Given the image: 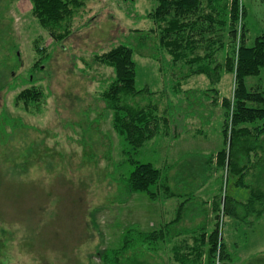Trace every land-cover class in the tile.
<instances>
[{
  "label": "rangeland",
  "instance_id": "obj_1",
  "mask_svg": "<svg viewBox=\"0 0 264 264\" xmlns=\"http://www.w3.org/2000/svg\"><path fill=\"white\" fill-rule=\"evenodd\" d=\"M81 1L69 33L55 39L32 13L31 0H0V264H105L101 257L110 256L108 264L113 257H130L129 264H219L218 249L209 259L210 245L200 239L166 243L173 224L155 244L140 237L175 207V229L187 232L192 214L198 213L194 223L205 222L212 199L221 205L223 192L247 199L235 177L215 166L224 113L211 104L210 92L200 95L211 86L209 79L182 78L188 65L169 67V56L163 59L157 46L161 27L151 16L158 0ZM238 1L251 45L264 32V0ZM118 44L132 48L135 86L152 93L145 102L152 101L160 118L159 133L137 151L116 131L113 111L101 97L112 68L94 60ZM223 55L218 52L217 60ZM216 75L219 100L231 97L233 74L220 66ZM263 75L248 78L247 86ZM25 88L39 92L27 103L17 98ZM135 162L166 168L175 196L128 193ZM254 176L264 189V163ZM219 214L213 212V231L218 225L230 257L221 264H264V217L235 230V222ZM154 251L161 253L160 262Z\"/></svg>",
  "mask_w": 264,
  "mask_h": 264
},
{
  "label": "trees",
  "instance_id": "obj_2",
  "mask_svg": "<svg viewBox=\"0 0 264 264\" xmlns=\"http://www.w3.org/2000/svg\"><path fill=\"white\" fill-rule=\"evenodd\" d=\"M31 2L32 13L55 39H63L69 33L72 16L82 5L81 0ZM151 16L161 27L157 46L163 59L169 56L166 59L169 67H174L178 62L184 63L181 64L183 66L188 65V73L182 78L205 75L211 86L200 95L210 92L213 99L211 104H218L223 109V148L213 156L215 166L222 169L226 176H234V184L246 189L248 195L244 202H240L223 192L222 204L214 198L210 207L216 213V218H219V213L230 217L235 222V230L241 225L251 228L264 217V189L254 176L256 167L264 163V75L253 88L247 86V79L258 78L264 72V32L258 34L251 45L246 44L245 10L240 9L238 0H158ZM199 49L203 50V54L198 53ZM132 51L131 47L118 44L103 54H95L94 60L112 68L113 77L101 97L113 111L114 128L137 151L159 133L160 118L152 101L145 102V96L151 97L152 93L135 86ZM220 51L224 53L221 62L216 57ZM220 66L232 73L234 80L231 97L221 95L219 100L215 84L219 81L216 70ZM178 87L179 81L170 86L172 91ZM35 92L29 88L22 89L17 98L27 103L30 97L39 93ZM162 119L163 124H167L168 118L164 116ZM170 179L166 168H157L149 162H135L128 175L127 192H147L152 199L165 200L175 196ZM150 186L156 189L150 191ZM238 207H241V211ZM215 228L207 242L210 245L209 259L215 256L218 249L221 264L222 260L228 261L230 257L226 254L225 240L222 235L219 237L218 225ZM155 234L157 232L149 233L141 240L153 242V239L157 240ZM123 247L128 250L127 245ZM110 258L101 257V260L108 264L112 262ZM113 259L114 264L130 263V257ZM145 261L140 262L145 264Z\"/></svg>",
  "mask_w": 264,
  "mask_h": 264
},
{
  "label": "crops",
  "instance_id": "obj_3",
  "mask_svg": "<svg viewBox=\"0 0 264 264\" xmlns=\"http://www.w3.org/2000/svg\"><path fill=\"white\" fill-rule=\"evenodd\" d=\"M182 208H181L182 210H180V211L183 212V214H186V211H184V210H186L185 207H182ZM178 209H179L178 207H175L173 209V212H170L171 215H168L167 213H165V216H163V218H161V222L158 224V227L155 228V226H152V228L154 227V229L151 228L152 230L149 233L157 232L158 234L156 236V239L160 241V240H162V238L160 239V237H159L161 234V231L163 230L166 234V231L171 230L170 225L173 224L172 230H174V235L171 236V234H169V235L166 234L167 237H163L166 243L168 242V244H169L171 242V240L173 241L174 239H177V238L188 239L189 243L194 242V240H196V239H200L202 243L203 242L207 243L209 240L210 234L213 232V227H214L213 211H212L211 207L207 208L206 212H208L209 216L206 217L205 222H203L202 221L203 219H202L199 223H197V222L194 223V221L197 220L198 213L196 212V213L192 214V216L188 220V231L187 232H184V231L180 232V230L175 229V228H177L175 226L178 225V223L176 221V218L178 217ZM201 210L203 211V209H201ZM188 211H189V205H188ZM204 212H205V210H204ZM172 214L173 215L176 214V215L174 217H172ZM149 233L140 231L141 239H143V237L148 235ZM186 233L188 235H186ZM157 240L153 239L154 244L156 243L155 241H157ZM159 241H158V244H159ZM202 243H200V244H202ZM155 253H156V255L159 256L158 261L160 262L162 260L160 257V256H162L161 253L158 251H156V252L154 251L153 254L155 255ZM154 255H153V257H154ZM167 257H170V256L168 255Z\"/></svg>",
  "mask_w": 264,
  "mask_h": 264
}]
</instances>
